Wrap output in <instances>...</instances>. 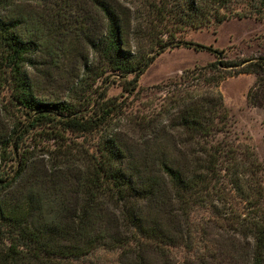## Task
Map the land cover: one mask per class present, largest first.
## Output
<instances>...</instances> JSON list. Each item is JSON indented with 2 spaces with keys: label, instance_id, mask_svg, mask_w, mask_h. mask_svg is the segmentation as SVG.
<instances>
[{
  "label": "trees",
  "instance_id": "trees-1",
  "mask_svg": "<svg viewBox=\"0 0 264 264\" xmlns=\"http://www.w3.org/2000/svg\"><path fill=\"white\" fill-rule=\"evenodd\" d=\"M94 1L106 32L88 35L85 79L109 72L135 94L170 47L223 55L184 40L135 49L118 8ZM236 1L160 0L153 11L172 36L234 17L264 20V0L233 9ZM15 3L0 0V264L108 262L94 258L100 250L118 253L110 264H264V162L232 133L218 62L170 79L159 107L122 125L123 102L105 92L38 97L27 66L42 44L11 13ZM220 64L254 74L248 102L264 108V56ZM32 133L62 141L42 165L24 146Z\"/></svg>",
  "mask_w": 264,
  "mask_h": 264
},
{
  "label": "rangeland",
  "instance_id": "rangeland-1",
  "mask_svg": "<svg viewBox=\"0 0 264 264\" xmlns=\"http://www.w3.org/2000/svg\"><path fill=\"white\" fill-rule=\"evenodd\" d=\"M108 1L118 8L126 20L127 34L135 49L138 45L148 48L184 40L224 51L223 55L194 47H170L142 75L138 91L129 94L124 90L122 81L109 72L99 79L95 76L84 78L85 63L92 61L94 55L88 35L96 37L106 32V19L94 0H16L11 13L26 19L25 29L42 44L27 66L38 97L46 101L70 98L81 101L85 98L97 99L101 92H105L108 98L123 102V125L127 124L128 116L147 113L159 107L165 97L162 85L170 79L182 75L184 71L200 70L218 62L221 69L216 75L225 76L218 89L232 113V133L240 143L250 145L264 162V108L250 105L247 98L256 76L237 74L232 68L220 64L264 56V20L234 17L199 29L190 26L177 28L172 36L170 26L165 27L159 22L153 11L160 0ZM241 2L237 0L233 9H240L243 6ZM70 137L74 143H95L94 136ZM61 142L46 135L34 137L32 133L25 138L24 146H31L42 165L41 159H48L47 155L55 153L57 144ZM205 214L203 210L198 211L196 220L202 219ZM96 254V260L101 257L99 261H108L103 264H110V260L118 255L104 250Z\"/></svg>",
  "mask_w": 264,
  "mask_h": 264
}]
</instances>
